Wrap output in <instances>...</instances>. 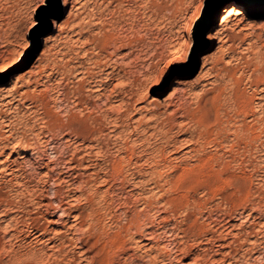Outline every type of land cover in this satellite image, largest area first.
<instances>
[{"label":"rangeland","instance_id":"rangeland-1","mask_svg":"<svg viewBox=\"0 0 264 264\" xmlns=\"http://www.w3.org/2000/svg\"><path fill=\"white\" fill-rule=\"evenodd\" d=\"M29 3L30 0H0V65L9 64L13 69L9 79L18 85V89L11 91L10 85H0V121L8 113H14L11 120L17 128L27 120L21 109V98L24 107H28L29 94L51 72L46 61L39 62V54L29 61L19 47L20 25L29 14ZM183 3L184 0H153V11L138 13L142 19L133 25L135 34L133 28L122 30L120 27L104 34L102 42L111 43L112 47L101 57L102 61L109 57L118 60L125 70L112 79L101 98L96 93L97 82L102 79L94 74L97 78L89 82L97 91L85 97V111L79 107L72 114L73 117L83 111L91 117L84 115L86 126L73 128L72 135L65 140L70 151L73 150L60 162L72 163L74 159L75 170L68 168L66 174L47 168L51 178H45L43 172L34 170L30 166L32 162L18 152L16 159L20 163L15 164V169L19 175H13L11 181L0 176V264H130L137 244L141 249L151 250L158 243L156 239L149 243L150 235L160 237L164 241L162 246L169 249L168 264H190L191 260L200 264H224L225 257L231 256L235 257H231L233 264H248L250 258L244 253L249 249L242 242L246 235H255L256 227L264 225L256 208V205L264 207V172L260 168V156L264 155V29L260 25L264 24V18L249 17L239 30L234 28L236 20L226 23L222 19L223 39L218 40L212 54L204 56L210 59L209 66L202 64L194 75L177 78L171 89L176 95L165 94L161 98L153 91L156 86L151 84V78L156 75L157 62L169 54L172 40L168 33L173 26H179L184 14ZM141 29L145 32L143 39ZM221 56L232 64L222 61ZM100 65L105 75L108 67ZM121 79L126 83L117 89L116 81ZM128 82L132 83L131 87L126 86ZM29 84L31 87H27ZM84 91L91 89L85 87ZM5 92L9 95L5 96ZM106 95L112 99L108 100ZM242 99L249 101L244 109ZM113 105H119L121 111H114ZM237 127H242L238 128L241 132ZM76 130L87 134L88 140L80 136L81 141H86L83 145L74 139ZM226 134L231 136L229 140ZM235 134H242L241 139ZM3 137L0 131V141ZM26 138L31 142L30 136ZM96 152L102 153V159ZM73 153H76L74 157ZM229 153L233 157H251L252 164L243 184L236 187L234 194L221 197V203H227V211L231 212L237 204L255 197L250 209L254 212L251 225L255 227L246 228L243 234L236 231L234 236H229L228 229L237 228L235 217L223 210L217 215V205L210 204L223 183L221 167L231 163ZM53 180L61 182L53 183ZM102 180L105 183H100ZM204 188H207L206 198H201L199 191ZM170 217L174 219L169 221ZM128 223L130 226H126ZM162 228L171 237L165 236ZM237 252L242 253L239 260Z\"/></svg>","mask_w":264,"mask_h":264},{"label":"snow or ice","instance_id":"snow-or-ice-1","mask_svg":"<svg viewBox=\"0 0 264 264\" xmlns=\"http://www.w3.org/2000/svg\"><path fill=\"white\" fill-rule=\"evenodd\" d=\"M152 4L153 0H30L27 6L29 14L20 25L22 35L18 39L19 47L29 61L39 54V62L46 61L51 72L48 73L46 80L29 94L28 107H24L21 98V109L27 117L26 123L17 128L11 120L14 113H8L5 119L0 121V131L4 133L3 140L0 141V176L11 181L13 175H19L15 169V164L20 163L16 159L18 152L23 153L32 162L30 166L34 170L43 172L45 178H51L46 168L66 174L68 168L75 170L74 159L72 163L60 162L70 151L69 146L65 144L66 138L72 135L73 128L79 127L77 119L72 117V114L77 108L83 107L85 97H90L97 91L89 82L90 79L97 78L94 74L109 84L112 83L109 76L103 75L100 64L106 63L112 70H120L118 68L120 61L113 63L111 59L101 60V56L106 55L108 49L112 47L111 43L106 45L102 42L103 36L116 27L122 30L133 28V25L142 19L138 13L141 10L153 11ZM181 7L184 14L179 20V26H173L172 32L168 33V38L172 40L171 47L167 50L169 54L157 62L156 75L151 78V84L156 86L153 91L161 98H164L165 94L176 95L171 89L177 78L194 75L202 64L206 68L209 66L210 59H204V56L212 54L218 40L223 39L225 29L222 27V19L226 23L236 20L234 28L239 30L240 25L249 17L264 18V0H184ZM237 17L241 19H236ZM159 27L162 29L164 26L161 24ZM260 27L264 29V24ZM144 37L145 32L141 29V38ZM155 46L159 48V45ZM148 50H151V46ZM223 51L227 52V48ZM221 60L232 64L225 56H221ZM4 69L8 71L5 72ZM12 72L13 69L8 63L0 65V85H10L9 91L18 89V85L11 83L9 79ZM125 83L123 79L117 80L115 87L118 89ZM27 87H31V84ZM85 87L91 91L85 92ZM8 95L9 93L5 92V96ZM11 105L12 101L9 99L8 107L11 108ZM112 107L114 111H121L119 105ZM15 111L19 112L20 109ZM76 115L82 118L85 113L81 111ZM17 136L25 138L17 139ZM26 136L32 138L31 142ZM80 136L81 134L77 132L74 139L83 145L86 141H81ZM75 155L76 153H73V157ZM96 156L101 157L102 153L96 152ZM228 159L231 163L221 167L220 180L223 183L217 193L213 194L210 204L217 205V215L223 210L226 215L235 217L237 228L228 229L229 236H234L236 231L243 234L246 228L255 227L251 225L254 212L250 211L255 197L250 196L237 204L231 212L227 211L229 208L227 203H221V197L229 193L234 194L236 187L243 184L252 164L251 157H233L229 153ZM260 159V168L264 172V155H261ZM60 182L53 180V183ZM206 192L207 188L200 190L199 196L206 198ZM256 208L260 212V220H264V207L256 205ZM172 219L174 217H170L169 221ZM164 235L171 237V233L167 231H164ZM152 239H156L158 243L153 244L151 250L147 247L141 249L139 244L135 246L136 251L130 264H145V261L149 264L153 261L154 264H168L169 249L162 246L164 241L160 237H150L149 243ZM242 243L249 249L244 253L250 258L248 264H264V225L255 228V235H246ZM129 250H132L131 244ZM241 255L242 253L237 252L236 258L240 259ZM185 259L188 260L189 257ZM190 264H198V261L191 260ZM224 264H233L232 258L225 257Z\"/></svg>","mask_w":264,"mask_h":264},{"label":"bare ground","instance_id":"bare-ground-1","mask_svg":"<svg viewBox=\"0 0 264 264\" xmlns=\"http://www.w3.org/2000/svg\"><path fill=\"white\" fill-rule=\"evenodd\" d=\"M115 49V48H114ZM113 49V50H114ZM102 57V56H101ZM110 58V57H109ZM108 58V59H109ZM108 59H105L104 61H107ZM101 60H103V59H101ZM113 63H115L116 61H113V60H111ZM98 63V62H97ZM121 64V63H120ZM119 64V65H120ZM224 64V63H223ZM226 64V63H225ZM102 65H107V67H108V71L106 72V74H105V76H109L110 77V79L112 80V79H115L116 77H118L121 73V71L122 72H124V70H123V68L121 67V66H119L118 65V68L120 69L119 71H116V70H112L111 69V66L110 65H108V64H106V63H103ZM99 66H101V65H99ZM102 67V66H101ZM104 68V67H103ZM105 68H106V66H105ZM223 69H224V67H223ZM103 70V69H102ZM104 71V70H103ZM102 71V72H103ZM113 73H114V76H113ZM214 73V72H213ZM222 73H223V71H222ZM217 74V73H216ZM211 75V74H210ZM242 76H243V74H241ZM217 76V75H216ZM235 76V75H234ZM246 77H248V75L246 76ZM236 78V77H235ZM220 79V78H219ZM233 79V78H232ZM236 80V79H235ZM255 80V79H254ZM100 81V80H99ZM214 81H216V80H214ZM233 81V80H232ZM95 82V81H94ZM97 82V81H96ZM95 82V83H96ZM215 83V82H214ZM224 83H225V81H224ZM108 81H105V80H101L100 81V83H98L97 82V85H98V89H99V91L96 93V95L97 96H99L100 98H101V96L102 95H104V89L105 88H107L108 87ZM235 84V83H234ZM251 84V83H250ZM131 85H132V83L131 82H128L127 84H126V86H130L131 87ZM216 85V84H215ZM252 86V85H251ZM111 87H113V86H111ZM122 88V87H121ZM215 88V87H214ZM217 88V87H216ZM215 88V89H216ZM234 88V87H233ZM108 90V89H107ZM214 90V89H213ZM219 91V90H218ZM221 91V90H220ZM223 91H224V89H223ZM239 91V90H238ZM111 92V91H110ZM203 92V91H202ZM234 93V92H233ZM110 93H108L107 95H109ZM202 94V93H201ZM208 94V93H207ZM216 94V93H215ZM230 94V93H229ZM245 94V93H244ZM106 95V96H107ZM114 95H116V94H114ZM182 95V94H181ZM199 95V94H198ZM203 95V94H202ZM202 95H201V97H202ZM211 95V94H210ZM235 95V94H234ZM105 96V97H106ZM222 96V95H221ZM115 97V96H114ZM185 97V96H184ZM227 97V96H226ZM235 97V96H234ZM238 97V96H237ZM236 97V98H237ZM259 97V96H258ZM261 97V96H260ZM94 98V97H93ZM108 100H111L112 99V96H107L106 97ZM236 98L234 99V100H236ZM239 98V97H238ZM238 98H237V100H238ZM262 98V97H261ZM104 100H105V98H103ZM180 99V98H179ZM200 99V98H199ZM230 99V98H229ZM97 100V99H96ZM196 100V99H195ZM209 100H211L210 98H209ZM227 100H228V98H227ZM236 100V102H238ZM252 100V99H251ZM122 101H123V99H122ZM194 101V100H193ZM197 101H198V99H197ZM213 101H215V100H213ZM219 101V100H218ZM84 102H86V101H84ZM98 102V101H97ZM108 102V101H107ZM106 102V103H107ZM121 102V101H120ZM179 102V101H178ZM199 102V101H198ZM222 102V101H221ZM228 102V101H227ZM230 102H231V100H230ZM234 103H235V101H233ZM101 103V102H100ZM133 104H134V101L132 102ZM180 103V102H179ZM178 103V104H179ZM202 103V102H201ZM215 103H216V105L215 106H217V102L215 101ZM122 104V103H121ZM211 104H212V102H211ZM223 104V103H222ZM107 104H105V106H106ZM122 105H124V104H122ZM130 105V104H129ZM174 105H175V103H174ZM230 105V104H229ZM248 105H249V101H247V100H244V99H242V103H241V107L244 109V108H246V107H248ZM126 106V105H125ZM198 106V105H197ZM196 106V107H197ZM235 106V105H234ZM252 106V105H251ZM259 106V105H258ZM132 107V106H131ZM177 107V106H176ZM201 107V106H200ZM219 107H221L220 105H219ZM226 107V106H225ZM235 107H237V106H235ZM263 107H264V105H263ZM87 108V106L86 105H83V107H82V109H80V110H84V109H86ZM94 108V107H93ZM178 108V107H177ZM182 108H184V107H182ZM182 108H180V109H182ZM188 108V107H187ZM223 108V107H222ZM230 108V107H229ZM253 108V107H252ZM96 109V108H95ZM190 109V108H189ZM221 109V108H220ZM79 110V109H78ZM79 110V111H80ZM88 110V109H87ZM184 110V109H183ZM229 110V109H228ZM227 110V111H228ZM232 110V109H231ZM234 110V109H233ZM236 110V109H235ZM234 110V111H235ZM253 110V109H252ZM255 110V109H254ZM260 110V109H259ZM85 111V110H84ZM97 111V110H96ZM198 111V110H197ZM210 111V110H209ZM220 111V110H219ZM81 112V111H80ZM196 112V111H195ZM218 112V111H217ZM236 112V111H235ZM239 112V111H238ZM263 112V111H262ZM87 113H90V112H88L87 111ZM99 113H101V112H99ZM185 113H187V112H185ZM220 113V112H219ZM234 113V112H233ZM242 113V112H241ZM248 113H249V111H248ZM91 114H93V113H91ZM103 114H105V112L103 113ZM107 114V113H106ZM183 114V113H182ZM189 114V113H188ZM200 114V113H199ZM226 114V113H225ZM243 115H244V113H242ZM261 114V113H260ZM87 115V114H86ZM85 115V116H86ZM121 115V114H120ZM185 115V114H184ZM232 115V114H231ZM74 116H76V114L75 115H73V117ZM84 116V117H85ZM111 116V115H110ZM196 116H198V114H196ZM218 116H220L219 114H218ZM246 116V115H245ZM256 116V115H255ZM258 116V115H257ZM84 117H82V118H80V117H77V121H78V123H79V126H81L82 128L84 127V125H85V118ZM87 117H90L89 115H87ZM121 117V116H120ZM192 117V116H191ZM195 117V116H194ZM225 118H224V121H225V119H226V116H224ZM233 117V116H232ZM235 117V116H234ZM259 117V116H258ZM75 118V117H74ZM91 118V117H90ZM237 118V117H236ZM245 118V117H244ZM244 118L242 119V120H244ZM256 118V117H255ZM88 119V118H87ZM115 119V118H114ZM197 119V118H196ZM218 119V118H217ZM216 119V120H217ZM229 119V118H228ZM232 119H234V118H232ZM253 119V118H252ZM70 120H71V118H70ZM116 120V119H115ZM207 120H208V117H207ZM220 120H222L221 118H220ZM254 120V119H253ZM88 121V120H87ZM89 121H91V119L89 120ZM88 121V122H89ZM202 121V120H201ZM261 121V120H260ZM119 122V121H118ZM227 122V121H226ZM257 122V121H256ZM216 123H218V122H216ZM229 123V122H228ZM230 123H231V121H230ZM235 124H236V122H234ZM247 123H248V121H247ZM247 123H244V124H246L247 125ZM113 124H115V123H113ZM225 124V123H224ZM259 124V123H258ZM231 125V124H230ZM238 125V124H237ZM86 126V125H85ZM210 126H212V125H210ZM216 126V125H215ZM239 126H240V124H239ZM242 126H243V124H242ZM247 127H248V125H247ZM258 127V126H257ZM144 128V127H143ZM147 128V127H146ZM213 128V127H212ZM217 128V127H216ZM238 128H240V127H237V129ZM242 128V127H241ZM240 128V129H241ZM231 129H232V127H231ZM236 129V130H237ZM243 129H245V128H243ZM242 129V130H243ZM257 129V128H256ZM260 129V128H259ZM75 129H73V131H74ZM239 130V129H238ZM255 130V129H254ZM78 130H76V132H77ZM94 131V130H93ZM93 131H90V134H92L93 133ZM216 131H218V130H216ZM240 132H241V130H239ZM244 131V130H243ZM246 131V130H245ZM244 131V132H245ZM248 131V130H247ZM102 132V131H101ZM214 132H215V130H214ZM220 132V131H219ZM74 133V132H73ZM238 133V132H237ZM81 134V133H80ZM94 134H96V133H94ZM93 134V135H94ZM99 134V133H98ZM217 134V133H216ZM221 134V133H220ZM228 134V133H227ZM227 134L225 135V136H227ZM82 135V134H81ZM86 135L87 134H83L82 135V139L84 140H88V139H86L87 137H86ZM218 135V134H217ZM238 135V134H237ZM236 134H235V136H237ZM240 135H242V134H240ZM240 135H238V137H236V138H240L239 136ZM220 135H218V137H219ZM234 136V137H235ZM212 137V136H211ZM228 137V136H227ZM229 137H231V136H229ZM229 137H228V139L227 140H229ZM245 136H243V138H244ZM17 138H19V137H17ZM89 138V137H88ZM90 138H91V136H90ZM93 139V138H92ZM224 139V138H223ZM241 139V138H240ZM81 140V139H80ZM188 141H189V139H187ZM218 140V139H217ZM191 142V141H190ZM214 142V141H213ZM216 142V141H215ZM236 142V141H235ZM218 143V142H217ZM66 144H69V142H67ZM132 144V143H131ZM189 144V143H188ZM187 144V145H188ZM230 144V143H229ZM233 144V143H232ZM246 144V143H245ZM79 145V144H78ZM87 145V144H86ZM217 145V144H216ZM218 145H220V144H218ZM80 147V146H79ZM218 147V146H217ZM224 148V147H223ZM222 148V149H223ZM77 149V148H76ZM190 149V148H189ZM222 149H221V151H222ZM225 149V148H224ZM73 150V149H72ZM71 150V151H72ZM88 150H89V148H88ZM70 151V152H71ZM85 151V150H84ZM194 151V150H193ZM79 152V151H78ZM202 153V152H201ZM216 153V152H215ZM221 153V152H220ZM233 153V152H232ZM20 154V153H19ZM92 154H93V152H92ZM196 154V153H195ZM217 154H218V152H217ZM225 154H227V153H225ZM220 155V154H219ZM91 156V155H90ZM125 156V155H124ZM218 156V155H217ZM222 156V155H221ZM86 157H88V156H86ZM104 157V156H103ZM122 157V156H121ZM138 157V156H137ZM101 158V157H100ZM130 158V157H129ZM198 158V157H197ZM218 158H219V156H218ZM68 159V158H67ZM102 159V158H101ZM118 159V158H117ZM119 159H121V158H119ZM85 160H87V159H85ZM114 160V159H113ZM219 160V159H218ZM65 161V160H64ZM82 161V160H81ZM125 161V160H124ZM134 161V160H133ZM212 161H213V159H212ZM215 161V160H214ZM79 162V161H78ZM86 162V161H85ZM128 162V161H127ZM135 162V161H134ZM197 162V161H196ZM226 162V161H225ZM64 163H71L70 161H65ZM82 163V162H81ZM94 163V162H93ZM126 163V162H125ZM214 163H216V162H214ZM23 164V163H22ZM78 164V163H77ZM118 164V163H117ZM128 164V163H127ZM213 164V163H212ZM221 163H219V165H220ZM30 165V164H29ZM96 165H98V164H96ZM137 165V164H136ZM219 165H217V166H219ZM223 165V164H222ZM221 165V166H222ZM89 166V165H88ZM119 166V165H118ZM124 166V165H123ZM139 166V165H138ZM214 167H215V165H213ZM217 166H216V169H217ZM221 166H219V167H221ZM96 167V166H95ZM95 167H93V168H95ZM99 167V166H98ZM121 167V166H120ZM218 167V168H219ZM17 168V167H16ZM23 168V167H22ZM88 168V167H87ZM138 168V167H137ZM47 169V168H46ZM140 169V168H139ZM220 169V168H219ZM121 170V169H120ZM138 170V169H137ZM105 171V170H104ZM75 172V171H74ZM113 172V171H112ZM120 172V171H119ZM141 172V171H140ZM106 173V172H105ZM118 173V172H117ZM114 174V173H113ZM112 174V175H113ZM195 174V173H194ZM193 174V175H194ZM74 175V174H73ZM95 176H97V175H95ZM115 176H117L116 174H115ZM216 176V175H215ZM177 178H179V177H177ZM192 178V177H191ZM202 178V177H201ZM104 179H105V177H104ZM109 179H111L110 177H109ZM115 179V178H114ZM187 179H189V178H187ZM23 180V179H22ZM25 180V179H24ZM30 180V179H29ZM46 180V179H45ZM125 180V179H124ZM174 180H175V178H174ZM94 181H96V180H94ZM103 181V180H102ZM110 181V180H109ZM185 181V180H184ZM112 182V181H111ZM152 182H154V181H152ZM171 182V181H170ZM173 182V181H172ZM189 182H190V180H189ZM211 182V181H210ZM25 183H27V182H25ZM101 183V182H100ZM160 183V182H159ZM169 183V182H168ZM174 183V182H173ZM178 183V182H177ZM187 183V182H186ZM24 184V183H23ZM155 184H157V183H155ZM163 184V183H162ZM29 185V184H28ZM161 185V184H160ZM208 185V184H207ZM154 186V185H153ZM180 186V185H179ZM160 187V186H159ZM161 187H162V185H161ZM32 197V196H31ZM235 197V196H234ZM240 197V196H239ZM224 199V198H223ZM155 201V200H154ZM60 202V201H59ZM38 203V202H37ZM47 203V202H46ZM61 204V203H60ZM57 208V207H56ZM63 208V207H62ZM59 210V209H58ZM63 212V211H62ZM7 214V213H6ZM1 215V214H0ZM60 215V214H59ZM66 215V214H65ZM67 216V215H66ZM253 217V216H252ZM221 225V224H220ZM223 225V224H222ZM126 226H130L129 225V223H128V225H126ZM140 227H142V226H140ZM36 228V227H35ZM138 231V230H137ZM134 232V231H133ZM127 234V233H126ZM131 234H133V233H131ZM35 235H37V234H35ZM143 236V235H142ZM149 236V235H148ZM153 235H150L149 237H152ZM156 237V236H155ZM82 238H83V236H82ZM83 240V239H82ZM61 241V240H60ZM244 241V240H243ZM123 242V241H122ZM244 247V246H243ZM177 249V248H176ZM175 249V250H176ZM180 250V249H179ZM231 250V249H230ZM244 250V249H243ZM233 251V250H232ZM182 252H184V251H182ZM178 253V252H177ZM187 253V252H186ZM233 255V254H232ZM74 257V256H73ZM232 257V256H231ZM234 257V256H233ZM232 257V258H233ZM79 258V257H78ZM235 258V257H234ZM247 258V257H246ZM249 259V258H248ZM68 260H69V258H68ZM235 260V259H234ZM239 260V259H238ZM64 261V260H63ZM66 262H67V260H66ZM240 262V261H239ZM63 264V263H62ZM92 264V263H91ZM172 264V263H171ZM198 264H200V263H198Z\"/></svg>","mask_w":264,"mask_h":264}]
</instances>
